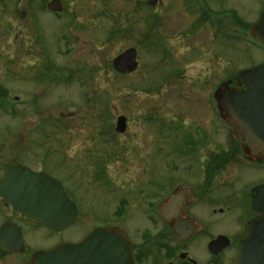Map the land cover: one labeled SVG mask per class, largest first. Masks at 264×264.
Instances as JSON below:
<instances>
[{
  "label": "rangeland",
  "instance_id": "rangeland-1",
  "mask_svg": "<svg viewBox=\"0 0 264 264\" xmlns=\"http://www.w3.org/2000/svg\"><path fill=\"white\" fill-rule=\"evenodd\" d=\"M50 1L0 0V179L12 159L29 160L92 212H115L121 198L126 213L144 212L135 185L155 181L161 199L186 160L197 164L185 157L192 127L205 148L233 146L206 102L264 63L250 34L264 0H59L58 15ZM130 48L137 69L118 75L112 60ZM91 159L105 162L99 181Z\"/></svg>",
  "mask_w": 264,
  "mask_h": 264
},
{
  "label": "flooded vegetation",
  "instance_id": "flooded-vegetation-1",
  "mask_svg": "<svg viewBox=\"0 0 264 264\" xmlns=\"http://www.w3.org/2000/svg\"><path fill=\"white\" fill-rule=\"evenodd\" d=\"M210 17L201 23L209 25L214 19ZM219 86L209 90L211 100L206 106L213 122L226 127L224 109L219 106L223 94H216ZM240 89L232 81L227 92ZM193 128L186 132L185 157H196L197 164L184 158L180 179L170 180L172 187L163 198L156 197L152 179L141 193L139 185L134 186L137 199L141 195L148 202L144 212L126 213L123 205L128 202L123 198L115 212H92L67 197L75 207L73 220L54 231L24 217L0 198V264H43L36 254L65 245L71 247L70 264H240L245 241L248 264H264V151L242 147L232 133L233 146L205 148L203 132ZM28 161L12 159L2 177L17 165L59 181L47 171L32 168ZM90 162L95 172L92 181H99L105 162ZM96 231L104 237L83 246ZM104 238L108 247L111 243L107 250Z\"/></svg>",
  "mask_w": 264,
  "mask_h": 264
},
{
  "label": "water",
  "instance_id": "water-1",
  "mask_svg": "<svg viewBox=\"0 0 264 264\" xmlns=\"http://www.w3.org/2000/svg\"><path fill=\"white\" fill-rule=\"evenodd\" d=\"M156 0H150L154 6ZM47 9L58 13L62 10L59 0H52ZM251 36L264 46V11L259 21L251 28ZM112 68L117 74H131L137 69L136 51L125 50L112 60ZM234 81L242 86L237 91L227 92L232 81L220 84L217 95L223 94L219 106L224 109L226 125L232 131L235 140L242 147L264 151V63L240 72ZM223 113V111H221ZM126 129V120L120 116L116 119L114 131L122 134ZM0 198L7 202L15 211L54 231L64 229L74 217L75 207L61 186L54 178L36 173L22 166L10 167L0 181ZM102 232L96 231L83 246L90 245L99 238ZM104 250L111 248L102 242ZM217 245L214 242L213 247ZM246 241L242 248L240 264H248ZM71 247L61 246L50 252L38 253L39 262L51 264H70Z\"/></svg>",
  "mask_w": 264,
  "mask_h": 264
}]
</instances>
